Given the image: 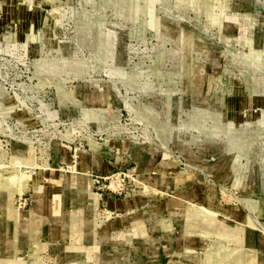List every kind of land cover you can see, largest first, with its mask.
Instances as JSON below:
<instances>
[{"label":"rangeland","instance_id":"rangeland-1","mask_svg":"<svg viewBox=\"0 0 264 264\" xmlns=\"http://www.w3.org/2000/svg\"><path fill=\"white\" fill-rule=\"evenodd\" d=\"M0 264H264V0H0Z\"/></svg>","mask_w":264,"mask_h":264}]
</instances>
